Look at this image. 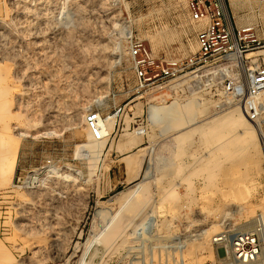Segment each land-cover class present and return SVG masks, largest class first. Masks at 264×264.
<instances>
[{"label":"rangeland","instance_id":"rangeland-1","mask_svg":"<svg viewBox=\"0 0 264 264\" xmlns=\"http://www.w3.org/2000/svg\"><path fill=\"white\" fill-rule=\"evenodd\" d=\"M230 2L264 28V0ZM200 28L187 0H0V264H227L220 237L263 226L264 104L243 137L225 88L264 66V42L163 84L135 71L133 44L184 60ZM93 110L112 131L75 156Z\"/></svg>","mask_w":264,"mask_h":264},{"label":"built area","instance_id":"built-area-1","mask_svg":"<svg viewBox=\"0 0 264 264\" xmlns=\"http://www.w3.org/2000/svg\"><path fill=\"white\" fill-rule=\"evenodd\" d=\"M189 15L201 28L197 33L199 50L184 60H168L154 56L137 42L132 45L135 71L143 85L156 81L162 84L184 73L202 71L205 65L231 60L236 52L256 43L249 30H238L233 26L225 0H187ZM249 41V43H247ZM227 87L228 94L235 97L248 110L251 117L259 113V96L264 91V66L253 63L245 68L242 81ZM100 113L93 110L87 114V123L97 139H102ZM231 249L229 264H264L263 237L258 232L224 234L220 239ZM224 260V259H223ZM224 262V261H223ZM223 264V263H222Z\"/></svg>","mask_w":264,"mask_h":264},{"label":"bare ground","instance_id":"bare-ground-1","mask_svg":"<svg viewBox=\"0 0 264 264\" xmlns=\"http://www.w3.org/2000/svg\"><path fill=\"white\" fill-rule=\"evenodd\" d=\"M264 53V51H263ZM240 52L237 51L235 56H232L231 59L234 61L237 56L238 58H240ZM242 64V63H241ZM240 64V65H241ZM2 68V67H1ZM0 68V69H1ZM2 70V69H1ZM0 70V111H5L7 108L6 104H7V99H8V94L10 92V90H8L7 88L4 87V83L3 81L7 78V74L6 72H4V69L3 71ZM208 69H206L205 71H207ZM7 71V70H6ZM203 71V70H202ZM204 71V72H205ZM210 71V70H209ZM4 72V73H3ZM203 73V72H202ZM4 74V75H3ZM6 74V75H5ZM9 76V75H8ZM8 84V83H7ZM98 97V96H97ZM97 100V99H96ZM96 100H93L92 101V104L96 102ZM259 101L260 103L263 102L264 104V91L261 93V95L259 96ZM262 105V104H261ZM264 106V105H263ZM89 108V107H88ZM260 108V107H259ZM10 109V108H9ZM11 110V109H10ZM87 110H90L87 109ZM181 111V110H180ZM246 108H244V106H242L241 108L238 106H235L234 108H232L231 110L227 111L225 114H226V118L233 121L234 123H239L238 125L241 127L240 128V134L241 136L245 137L244 135L248 134L249 138H251L252 140L256 137V134H255V130H254V127L251 126V123H250V120H249V115L248 113L246 112ZM10 113V112H9ZM8 113V115H9ZM184 114V113H183ZM7 115V116H8ZM83 121L84 123L87 121V113L86 114H83ZM10 117V116H9ZM222 120V119H221ZM224 121V120H223ZM6 122V121H5ZM112 116L111 115H108L106 117H103L102 114L100 113V120H99V124H100V130H101V133H102V136L105 137V139L107 138V136H109V134L111 133L112 131ZM88 124V123H87ZM85 125V124H84ZM168 125V124H167ZM237 125V124H236ZM89 126V125H88ZM234 126V125H233ZM84 132L87 133V141L84 142V144H81V143H76L77 146L76 147V150L74 152L75 156L79 154V151L82 147L84 146H88L90 148H97V145H95L97 143V137L95 136L93 130L89 127H86L84 126ZM186 128V127H185ZM189 129V127H188ZM181 130V129H180ZM185 130V129H184ZM192 130V129H191ZM195 130V128H194ZM200 130H203L202 128ZM199 130V131H200ZM238 130V129H237ZM183 131V130H181ZM180 131V132H181ZM55 132V131H54ZM196 132V131H195ZM52 132H50L49 134H51ZM22 134V133H21ZM81 134V133H80ZM180 134V133H179ZM184 134H186L184 132ZM25 135V133H24ZM224 136L227 135V133H224L223 134ZM179 136V135H178ZM185 136V135H184ZM190 136V135H189ZM238 136V135H237ZM246 136V137H248ZM182 137V136H181ZM225 139V138H224ZM239 138H236L235 140H232L230 141L228 144H231L230 146L232 147H236L238 144H239ZM259 139V138H258ZM223 140V139H222ZM95 146V148H94ZM99 147H100V143H99ZM90 165V164H89ZM6 172V171H5ZM37 174V173H36ZM6 175L5 173L4 174H0V186L2 185L1 184V180L2 179H5ZM36 179V178H35ZM13 187V186H12ZM18 193V192H17ZM172 193H174L173 190L169 191V195H171ZM35 196V198H37V193L35 192V194H33ZM143 197L147 198V192H144L143 193ZM140 198V197H139ZM144 199V198H143ZM141 200V198H140ZM147 201V200H146ZM263 207H264V203H263ZM262 207V208H263ZM116 217V216H115ZM261 219L263 221V226L262 227H259L257 229V231L255 232H258L259 234H261V236L263 237V240H264V232H263V229H264V214H262L261 216ZM114 218V217H113ZM112 218V219H113ZM128 217L125 219L124 216L122 217V219L120 221H117V222H114L115 219H113V222L111 223V229L110 231L105 234L104 236V242L105 243H108L109 244V247L113 246L115 240H117L118 238H123L124 237V233H125V229H127L126 227V223L128 222L127 221ZM132 219V218H131ZM134 220V219H132ZM127 221V222H126ZM246 222H249L250 219H247L245 220ZM245 222V223H246ZM132 222H130L131 224ZM129 225V224H128ZM211 232V231H210ZM238 232V231H237ZM242 232V231H241ZM240 233V232H238ZM215 240H218V238H216ZM225 250L221 252V255H222V259H224L225 263L228 264L227 261V258L229 257V254L231 252V249L229 247V245H225Z\"/></svg>","mask_w":264,"mask_h":264},{"label":"crops","instance_id":"crops-1","mask_svg":"<svg viewBox=\"0 0 264 264\" xmlns=\"http://www.w3.org/2000/svg\"><path fill=\"white\" fill-rule=\"evenodd\" d=\"M230 16L233 25L238 30L253 28L249 30V36L256 39V41L264 42V28H258L259 21L263 23V20H259L257 16L252 14L250 6L247 2L232 6L230 0H228ZM115 172V171H113Z\"/></svg>","mask_w":264,"mask_h":264}]
</instances>
